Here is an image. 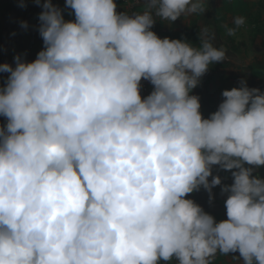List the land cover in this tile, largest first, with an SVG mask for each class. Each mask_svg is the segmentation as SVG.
I'll use <instances>...</instances> for the list:
<instances>
[{"label": "clouds", "instance_id": "1", "mask_svg": "<svg viewBox=\"0 0 264 264\" xmlns=\"http://www.w3.org/2000/svg\"><path fill=\"white\" fill-rule=\"evenodd\" d=\"M35 3L44 47L0 64V264H213L237 252L264 264V91L241 80L204 118L192 92L227 49L208 26L199 47L152 30L203 13V0H146L133 15L65 0L74 20ZM233 24L230 36L246 19ZM216 186L220 221L186 198L202 187L211 203Z\"/></svg>", "mask_w": 264, "mask_h": 264}, {"label": "crops", "instance_id": "2", "mask_svg": "<svg viewBox=\"0 0 264 264\" xmlns=\"http://www.w3.org/2000/svg\"><path fill=\"white\" fill-rule=\"evenodd\" d=\"M244 0H203L205 11L201 14H193L188 17H181L169 24L156 18V22L152 30L160 37H168L170 39H186L193 44V47H199L201 41L199 33L202 27H210L215 37L212 41L214 47H225L227 49V59L218 62L209 67L207 73L201 78V83L193 89L192 94L200 98L202 115L208 118L209 115L218 109L222 102V91L231 90L238 87L240 81L246 79L250 88H259L264 91V22H253L246 16L249 9L243 8ZM51 2L63 10L65 20H74L72 10L65 8V0H51ZM117 4V12L127 13L126 7L122 0H114ZM146 0H140L138 12L143 11V5ZM246 5V1H244ZM41 7L37 8V17L34 19L36 25L39 26V12ZM237 16H243L246 24L238 29L235 36H230L226 32L227 27H234L233 19ZM28 31V30H26ZM25 44L18 47V52L22 58L27 57L26 61H30L29 44L34 45L35 50L32 51V61L35 60L37 53L44 47L43 40L37 33L33 37L22 40ZM29 57H28V56ZM153 90V85H152ZM219 166H213V175H219L222 184H231L232 178L229 171H218ZM264 177V168L259 170ZM211 180V177H209ZM221 186H216L212 190L214 196L213 201L209 202V193L201 187L197 192L189 194L186 198L194 200L204 210L213 215L217 221L226 219V209L224 200L227 196L220 195ZM161 264H178L173 259L170 262H161Z\"/></svg>", "mask_w": 264, "mask_h": 264}, {"label": "rangeland", "instance_id": "3", "mask_svg": "<svg viewBox=\"0 0 264 264\" xmlns=\"http://www.w3.org/2000/svg\"><path fill=\"white\" fill-rule=\"evenodd\" d=\"M246 1V5L244 4ZM243 8L249 9L246 16L250 17L253 22H264V0H244ZM27 7H20L21 0H0V64L9 63L15 66L14 57L21 55L18 47L24 48L22 40L33 37L37 33L38 25L34 22L37 17V4L35 0H23ZM44 0H41L43 3ZM39 13L41 11H38ZM27 21L28 27H21L20 22ZM28 30V31H26ZM30 61H32V51L35 50L34 45L29 44ZM28 56V55H27ZM29 57V56H28ZM23 59L27 60L24 55ZM8 73L0 72V88H2L7 80ZM6 118L0 115V127L6 125ZM233 256H239V253H233L229 256L218 255L213 264H243L242 259L233 260Z\"/></svg>", "mask_w": 264, "mask_h": 264}, {"label": "built area", "instance_id": "4", "mask_svg": "<svg viewBox=\"0 0 264 264\" xmlns=\"http://www.w3.org/2000/svg\"><path fill=\"white\" fill-rule=\"evenodd\" d=\"M122 3L126 7L127 14L133 15L138 12L140 0H122ZM238 87H240V85H238ZM140 91L142 97H146L147 95H149L152 91L151 83L147 80H142Z\"/></svg>", "mask_w": 264, "mask_h": 264}]
</instances>
